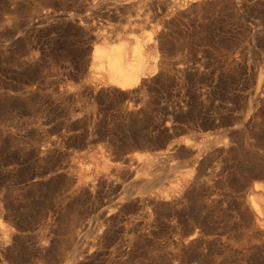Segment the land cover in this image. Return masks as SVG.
Segmentation results:
<instances>
[{"label":"rangeland","instance_id":"obj_1","mask_svg":"<svg viewBox=\"0 0 264 264\" xmlns=\"http://www.w3.org/2000/svg\"><path fill=\"white\" fill-rule=\"evenodd\" d=\"M175 1L0 0V264H264V0ZM131 32L160 63L121 90L93 54Z\"/></svg>","mask_w":264,"mask_h":264},{"label":"bare ground","instance_id":"obj_2","mask_svg":"<svg viewBox=\"0 0 264 264\" xmlns=\"http://www.w3.org/2000/svg\"><path fill=\"white\" fill-rule=\"evenodd\" d=\"M146 2L147 0H140ZM166 3L174 12L180 9L183 4H179L175 0H166ZM159 35L152 40L150 36L140 38L138 35L131 32L128 36L118 37L117 43H114L112 35H102L98 39L101 45L95 48L93 54V66L98 73H102L106 83L116 86L121 90H128L138 86L143 79L156 72L160 63V44ZM131 39V40H130ZM184 144L189 145V139H184ZM165 152L152 154L148 152H136L134 158L142 164L141 170H138L135 179L142 180V184L138 187V196H155L158 198H167L170 195L172 186L169 188L159 187L156 189H145L160 173L157 171L152 173L153 166H162L161 158ZM185 179V178H184ZM149 183V184H148ZM174 182L171 181L170 185ZM175 184V186H177ZM255 191L264 188L261 184H255ZM264 197L262 194L257 195L251 200L252 207L257 214L258 222L264 226V207L262 204Z\"/></svg>","mask_w":264,"mask_h":264},{"label":"water","instance_id":"obj_3","mask_svg":"<svg viewBox=\"0 0 264 264\" xmlns=\"http://www.w3.org/2000/svg\"><path fill=\"white\" fill-rule=\"evenodd\" d=\"M163 166H160L157 168V171L160 173L155 180H153L145 189L146 191H149L150 189H156L158 188L166 179H170L174 176V172H171V169L169 165L167 164V161L162 162Z\"/></svg>","mask_w":264,"mask_h":264}]
</instances>
